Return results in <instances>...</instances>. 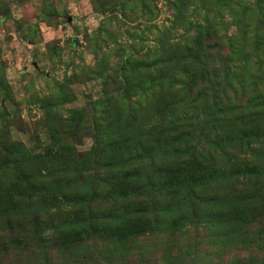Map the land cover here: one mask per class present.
<instances>
[{
  "label": "trees",
  "instance_id": "16d2710c",
  "mask_svg": "<svg viewBox=\"0 0 264 264\" xmlns=\"http://www.w3.org/2000/svg\"><path fill=\"white\" fill-rule=\"evenodd\" d=\"M111 1L117 7L136 0ZM190 3L191 0H171L175 11L172 29L193 25L187 15ZM188 31L194 33L186 43L168 52L164 50V44L171 39L167 37V32L172 33L168 29L159 43L163 51L151 59H137L135 48L121 53L117 77L125 91L144 96L146 105L153 103L149 120L138 119L145 108L124 119L119 102L113 113L94 108L92 121L89 118L86 122L81 113L65 120L67 131L61 135L64 129L56 130L53 144L44 152L32 151L11 140L1 126L0 264H17L11 256L21 258L28 252H43L39 264H68L64 260L56 262L50 253L71 256L75 264L89 263L86 243L104 237L114 238L122 254L127 255L138 248L142 238L158 230L168 226L169 233L183 235L184 229L197 227L202 218L241 238L243 249L250 253L236 264H264V98L251 97L238 106L237 97L232 98L228 91L236 90L238 94L239 89L230 84L234 80L246 95L247 76L240 70L241 65L240 78L235 80V74L225 67L227 59L218 52L217 62L225 67V84L219 88L223 84L219 67L211 50L204 47L205 39L219 40L220 32L213 22L194 24ZM239 41V45H230L231 60L242 58L247 62L248 39ZM206 44L211 49L219 48L214 43ZM260 45L258 42L257 48ZM163 57L167 60L163 61ZM166 63H170V74L163 66ZM177 74L185 77L182 88H199L195 99L206 98L207 103L202 106L203 117L194 116L181 127L177 126L184 121L176 112V101L180 99L177 93L181 90L176 86L181 81ZM2 83L0 79V98L9 99L8 86ZM0 117L5 119L2 113ZM171 129H176L175 136ZM81 133L91 135L95 144L90 152L80 155L67 134H75L76 140ZM120 138L125 139L121 144ZM142 140H150L151 145L146 148L139 144L135 150H129L128 145L129 152L122 151V144ZM241 155L249 157L241 159ZM148 163L152 172L145 167ZM110 167L120 175L115 174L114 179L103 176L102 172ZM241 184L252 191L247 206L231 201L233 193L244 190H240ZM104 203L107 208L101 207ZM43 218H51L56 224L52 220L44 223ZM259 224L262 227L253 231ZM136 244L137 248L132 249ZM220 245L225 246L222 239Z\"/></svg>",
  "mask_w": 264,
  "mask_h": 264
},
{
  "label": "rangeland",
  "instance_id": "374dc122",
  "mask_svg": "<svg viewBox=\"0 0 264 264\" xmlns=\"http://www.w3.org/2000/svg\"><path fill=\"white\" fill-rule=\"evenodd\" d=\"M112 4L111 0H0V79L11 93L9 99L0 98V113L5 116L4 120L0 117V128L3 126L1 129L11 140L25 144L32 151L44 152L53 144L52 134L56 130L63 128L61 135L67 131L65 120L81 113L86 122L89 118L92 121L94 108L113 113L116 102L123 107L121 115L124 119L133 116L139 108H145L140 111L138 119L149 120L155 108L153 103L146 105L144 96L125 91L117 77L121 53L124 49L133 51L135 48L137 59H151L153 54L163 51L159 43L170 28L172 33L167 32L170 43L164 44V50H176L194 33L188 29L194 24L204 26L208 21L213 22L220 32L219 40H204V47L211 50L215 65L219 67V79L223 82L219 88L225 84L223 68H229L236 80L240 78L242 65L240 70L247 76L246 95L232 80L230 86L239 90L236 94V90L229 89L231 97H237L238 106L244 105L251 97L264 98V0H191L187 15L188 22L193 25L175 29H172L175 11L171 0H136L117 7ZM244 37L248 39L245 42H248L246 48L250 57L247 62L242 58L232 62L230 45H239V38ZM231 38L233 40H229ZM256 40L261 44L260 49L255 44ZM206 43L211 46L214 43L219 48L211 49ZM218 52L228 61L225 67L217 62ZM163 66L167 67V74L172 73L170 63ZM177 75L181 81L176 86L181 90L177 93L180 99L176 101V112L184 120L177 126L181 127L187 126L188 120L194 116L202 114L203 117L202 106L207 103L204 101L206 98L195 99L200 93L199 88L189 91L182 88L185 77ZM0 92L3 97L1 87ZM186 97L189 99L185 100ZM197 100L200 101L194 103ZM180 102L182 104L177 105ZM196 105L200 111L195 110ZM170 133L175 136L177 131L171 129ZM86 134L81 133L76 140H73L75 134H67V140L74 143L80 155L90 152L95 144L93 137ZM124 138H120L119 144ZM149 143L150 140L128 142L127 145L122 144V151L135 150L139 144L147 148L151 145ZM248 157L241 155L239 158ZM145 167L152 172L150 163ZM105 174L108 179H114L115 174L120 175L113 167L105 169L102 175ZM240 187L244 190L233 193L231 201L247 206L251 200L248 195L252 191L245 184ZM106 206V203L101 205L103 208ZM206 218L210 219L209 216ZM43 220L45 223L52 219ZM261 227L259 224L252 230L257 231ZM225 228L211 226L204 218L200 219L197 227L184 229L183 235L169 233L167 226L144 240L142 238L138 248L137 244L131 247L137 249L127 255L122 254L123 250L114 238H93L86 243L87 257L91 261L85 264H121L123 260H127L123 264H236L250 252L243 249L241 238ZM221 239L224 247L220 245ZM91 252L95 254H89ZM42 253L28 252L21 258L13 254L11 258L17 259V264L19 260L22 264H39ZM50 255H54L52 258L56 262L64 260L75 264L66 254Z\"/></svg>",
  "mask_w": 264,
  "mask_h": 264
}]
</instances>
